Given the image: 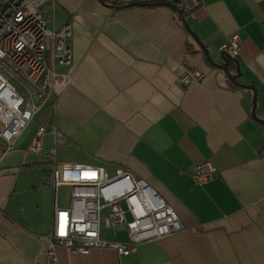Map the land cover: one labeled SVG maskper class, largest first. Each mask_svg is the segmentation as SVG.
Returning <instances> with one entry per match:
<instances>
[{"label": "crops", "instance_id": "obj_1", "mask_svg": "<svg viewBox=\"0 0 264 264\" xmlns=\"http://www.w3.org/2000/svg\"><path fill=\"white\" fill-rule=\"evenodd\" d=\"M135 1L151 0L43 6L55 27L73 24L74 77L58 99L41 105L0 161V264H42L54 206L70 204V186L55 189L44 180L56 162L100 165L111 176L124 166L183 224L123 256L111 248L74 254L59 246L61 264H264V125L252 116L254 92L211 65L203 49L219 60L229 36L240 34L238 80L255 86L256 113L264 119V0H201L184 13L192 33L170 0L127 5ZM183 63L202 70L203 79L180 86ZM228 69L238 74L235 61ZM46 121L63 139L48 131L43 154L27 152ZM206 160L218 175L196 184L193 169ZM102 235L128 240L123 227H103Z\"/></svg>", "mask_w": 264, "mask_h": 264}, {"label": "built area", "instance_id": "obj_2", "mask_svg": "<svg viewBox=\"0 0 264 264\" xmlns=\"http://www.w3.org/2000/svg\"><path fill=\"white\" fill-rule=\"evenodd\" d=\"M49 0H0V161L15 148L17 138L47 100L58 99L74 77L72 22L53 25V14H45ZM201 0H184L190 11ZM239 33L229 36L222 53L237 58L241 52ZM197 67L183 63L176 81L189 87L204 77ZM50 131L59 141L63 134L54 121L40 124L27 152L43 154L44 136ZM48 155L55 157V147ZM218 175L212 160L194 167L192 178L204 184ZM44 180L55 189L71 188L68 207L54 206L53 228L42 264H61L57 248L88 254L94 248H111L120 256L135 245L158 240L183 229L175 209L143 178L124 166L109 175L100 165L56 162ZM123 227L127 241L107 239L102 228Z\"/></svg>", "mask_w": 264, "mask_h": 264}, {"label": "water", "instance_id": "obj_3", "mask_svg": "<svg viewBox=\"0 0 264 264\" xmlns=\"http://www.w3.org/2000/svg\"><path fill=\"white\" fill-rule=\"evenodd\" d=\"M103 1V0H102ZM181 3V0H170V2H168V4L172 7H174L175 9H177L178 13L180 14V16L182 17V20L186 26V28L192 33V30L190 28V26L188 25L187 21H186V18L184 16V13H183V10L181 8L178 7V4ZM144 3L143 2H138V1H135V2H130L128 3L127 5L128 6H132V5H143ZM198 40L197 37H195ZM200 42V41H199ZM201 44V43H200ZM202 46V45H201ZM203 47V46H202ZM204 52H205V55L207 57V60L209 61V63L215 67H219L221 68L222 70H224L228 76V78L236 85L238 86H241V87H244V88H248V89H251L253 92H254V96H253V110H252V116L255 120H257L258 122H260L261 124L264 125V119L263 118H259L257 116V113H256V96H257V89L255 88V86L253 84H245V83H242L238 80V77L240 76V66H239V62H238V59L237 58H230L228 57L227 55H225L224 53H221L219 55V60H216L210 53L209 51L204 48ZM231 61H235L237 63V69H238V74H231L229 69H228V66L230 64Z\"/></svg>", "mask_w": 264, "mask_h": 264}, {"label": "trees", "instance_id": "obj_4", "mask_svg": "<svg viewBox=\"0 0 264 264\" xmlns=\"http://www.w3.org/2000/svg\"><path fill=\"white\" fill-rule=\"evenodd\" d=\"M164 0H151V1H147V2H143L144 4L143 5H149V6H153V5H158V4H161L163 3ZM183 3H184V0H181V3L178 4V7L181 8L183 10V13H185L186 11L184 10L183 8ZM119 6H124L125 5V2H118ZM177 10V9H176ZM179 14V13H178ZM180 15V14H179Z\"/></svg>", "mask_w": 264, "mask_h": 264}]
</instances>
